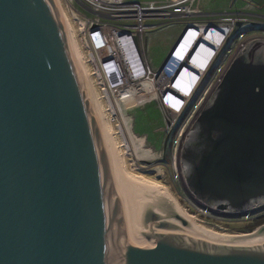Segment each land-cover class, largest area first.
<instances>
[{
	"label": "water",
	"instance_id": "obj_1",
	"mask_svg": "<svg viewBox=\"0 0 264 264\" xmlns=\"http://www.w3.org/2000/svg\"><path fill=\"white\" fill-rule=\"evenodd\" d=\"M215 89L179 158L199 203L243 213L264 206V44ZM169 214L121 192L55 1L0 0V264H264V246L190 220L226 238L192 242Z\"/></svg>",
	"mask_w": 264,
	"mask_h": 264
},
{
	"label": "rangeland",
	"instance_id": "obj_2",
	"mask_svg": "<svg viewBox=\"0 0 264 264\" xmlns=\"http://www.w3.org/2000/svg\"><path fill=\"white\" fill-rule=\"evenodd\" d=\"M123 1L162 5L177 0ZM60 2L66 16L67 39L72 40L85 79L90 81H86L87 85L100 111H103L102 116L128 171L168 186L187 212L198 218V223L213 228L215 232L250 234L253 232L251 230L263 226L258 223L263 222L264 211L256 213L260 210L258 205L253 207L256 209L234 213L226 210L227 207L213 208L198 203L186 185L184 162L178 152L184 138L195 127L199 111L214 93L222 73L217 69L223 60L229 57L228 64L234 55L237 58L248 45L264 41V0H194L190 6L193 15L188 18L175 16L169 20H146L144 25L149 34L146 58L154 68L162 67L154 77L133 83L123 77L124 70H130L133 63L132 53L124 45L126 38L120 39L118 33L95 29L124 24L115 12H97L86 0ZM111 2L120 4L122 0ZM104 6L116 8L117 5ZM223 17L247 18L249 23L242 30L235 28L237 32H233L223 45L216 64L202 77L224 35L210 27H186L185 24L203 21L217 23ZM125 24L135 25L132 21ZM234 27L233 24L224 27L225 32L230 33ZM178 54L183 58H178ZM227 64L222 66V71ZM112 101L113 111L109 108ZM119 131L124 136H119ZM123 137L129 142L130 150L124 146ZM132 150L138 152V158L142 159L136 160ZM156 168L162 170V177L156 176Z\"/></svg>",
	"mask_w": 264,
	"mask_h": 264
},
{
	"label": "bare ground",
	"instance_id": "obj_3",
	"mask_svg": "<svg viewBox=\"0 0 264 264\" xmlns=\"http://www.w3.org/2000/svg\"><path fill=\"white\" fill-rule=\"evenodd\" d=\"M54 1H55V4L59 10V13H60L63 25H64V29H66L65 30L66 38H69V36H67V34L69 35V33L67 30L66 16H65V13L62 9L61 2H60V0H54ZM88 2H89V4L93 5V7L95 8L93 10H95V11L101 10V11L116 12L115 7L114 8H110V7L108 8V7H105L104 5H109V6L119 5V4H114L113 2H111V0H88ZM196 26H197V28L198 27L199 28L200 27H208V26H203V25H196ZM95 29H96V31H99V32H108L109 31V33H114V34L117 33L116 30L114 28H111V27H106V28L95 27ZM67 42H68V47H69V50L71 52V55H72L73 61L75 63L76 69L78 71L82 87H83L84 92H85L87 99L89 101L90 108L92 109L91 111L94 113V114L93 113L92 114H93V117L95 119L97 129H98L99 134L101 136V140H102L103 146L105 148V151H106V154L108 157L109 166L111 168L113 176H114L121 192L130 201H132L135 205H137L139 208H141L144 211H147V212L152 211L157 216H161L164 218H173V216H171L169 214V212H173V213L177 214L180 218L185 220V222H186L184 224L185 229H186V232H187L189 239L192 242L193 241H199V242L205 243L207 245H211V244H220L221 242L225 241L226 238H223L219 241H210V240L204 239L207 237V234L210 235V234H224V233H219V232H215L214 230H212V231H207V234H206V233H202V232L198 231V229L194 225H192V223L190 221V220H192V221L198 223V218L187 212V210L178 202L176 197L167 188L168 186L166 187L165 185H163L159 181L148 178L142 174H133V173L128 171V169L126 168L125 163H124L125 161L123 162L122 157L120 155V152L116 148L117 145H116V142L112 136L111 130H110L109 126L107 125L106 121L104 120L105 117L103 118V116H102L103 111L102 112L100 111L99 106L97 105L98 103L95 100L96 98L94 99V97L90 91L91 88H89L87 85L88 84L87 82L89 81V79H85L84 73L82 71L83 67H81V65L79 63V60L77 58V55H76L74 47H73L72 40L67 39ZM263 44H264V41H260L258 43L248 45L246 48H244L239 53L237 58L249 54L256 47L263 45ZM83 66H84V64H83ZM163 69H164V67L161 69L159 75L161 74ZM89 83H90V81H89ZM92 92L94 93V91H92ZM215 94H216V89L214 90V93L209 98V100L206 102L204 108L211 106V104L215 98ZM98 102H100V100ZM110 103H111V107H109V108L111 111H113V109H114L113 104H112L113 101ZM121 134H122V136H124L123 132L122 133L120 132L119 136H121ZM189 136L187 135L184 138V140L187 139ZM123 143H124V146L126 148H128L127 150H130L129 149L130 148L129 142H127L125 137H123ZM132 152L134 153L136 160L139 161L140 159H142V158H138V154H139L138 152L135 153L133 150H132ZM183 168H184L183 175L185 176V180H186L189 176L190 170H189L188 166H185V164L183 165ZM154 171L157 173L156 176L158 178L163 176V172L160 168H156ZM255 205H257V204L256 203L252 204L250 209H252ZM211 206L213 208L225 207V206H218V205H211ZM233 235H237V236L247 238L249 240H252V241L258 243L261 246H264V239L262 237H260L256 232H251L250 234H233ZM201 237H203V238H201Z\"/></svg>",
	"mask_w": 264,
	"mask_h": 264
},
{
	"label": "built area",
	"instance_id": "obj_4",
	"mask_svg": "<svg viewBox=\"0 0 264 264\" xmlns=\"http://www.w3.org/2000/svg\"><path fill=\"white\" fill-rule=\"evenodd\" d=\"M88 2V0H86ZM194 0H190L188 3L184 2V0H177L175 2H171L168 4L157 5L154 2H124L120 3L116 6L115 14L119 18V20L123 21L124 24L112 26L116 32L121 37L120 39L126 38V45L127 51L132 53L130 56L132 57V66L131 71L126 69L124 70V78H127L131 83L136 80L140 79H148L149 77H154L159 68H154L150 65L148 59L146 58L147 52V45L146 39L149 35L146 31L147 27L144 25L145 21L148 19L156 20V19H171L175 16H179L180 18H188L193 15V12L190 10V6ZM134 22V26H129L125 24L126 22ZM249 19L247 18H231V17H223L219 19V22H212V21H203V22H196V23H187L185 24L186 27L190 25H203L208 26L210 28L215 29L217 33L221 36L224 35L223 40L221 43H218V49L211 57L206 70L202 77L206 74L211 66H214L219 58V54L223 45L227 42V39L230 35L235 31V28L238 27L239 30L246 28L249 23ZM237 22L240 23L239 26H236ZM234 25V29L230 33L225 32L226 26ZM184 25V24H183ZM244 38V37H241ZM239 49V48H238ZM238 51V50H237ZM235 58L234 57L230 60L227 64L229 57H226L223 62L221 63L217 72H223L226 70L228 65L231 61ZM224 71H222V66L226 65ZM133 75V77L131 76ZM220 76V77H221ZM202 79V78H201ZM200 79V80H201ZM220 79V78H219ZM219 81V80H218ZM218 83V82H217ZM199 84V83H198ZM197 84V85H198Z\"/></svg>",
	"mask_w": 264,
	"mask_h": 264
},
{
	"label": "flooded vegetation",
	"instance_id": "obj_5",
	"mask_svg": "<svg viewBox=\"0 0 264 264\" xmlns=\"http://www.w3.org/2000/svg\"><path fill=\"white\" fill-rule=\"evenodd\" d=\"M192 196V195H191ZM199 203V202H198ZM260 210H258L256 213H261L264 211V206L258 207ZM256 209V208H253ZM227 210V209H226ZM249 210V209H248ZM252 210V209H251ZM230 212V211H229ZM229 215H233V214H229ZM264 225V224H263Z\"/></svg>",
	"mask_w": 264,
	"mask_h": 264
},
{
	"label": "trees",
	"instance_id": "obj_6",
	"mask_svg": "<svg viewBox=\"0 0 264 264\" xmlns=\"http://www.w3.org/2000/svg\"><path fill=\"white\" fill-rule=\"evenodd\" d=\"M261 221H263V222H260V223H258V224H264V219H262Z\"/></svg>",
	"mask_w": 264,
	"mask_h": 264
},
{
	"label": "snow or ice",
	"instance_id": "obj_7",
	"mask_svg": "<svg viewBox=\"0 0 264 264\" xmlns=\"http://www.w3.org/2000/svg\"><path fill=\"white\" fill-rule=\"evenodd\" d=\"M178 58H183V57L178 54Z\"/></svg>",
	"mask_w": 264,
	"mask_h": 264
},
{
	"label": "crops",
	"instance_id": "obj_8",
	"mask_svg": "<svg viewBox=\"0 0 264 264\" xmlns=\"http://www.w3.org/2000/svg\"><path fill=\"white\" fill-rule=\"evenodd\" d=\"M220 13V12H219ZM205 15V14H204ZM146 42L148 43V40L146 39Z\"/></svg>",
	"mask_w": 264,
	"mask_h": 264
}]
</instances>
